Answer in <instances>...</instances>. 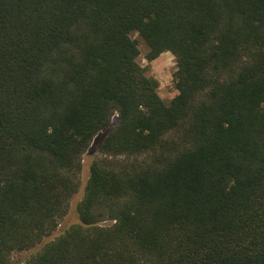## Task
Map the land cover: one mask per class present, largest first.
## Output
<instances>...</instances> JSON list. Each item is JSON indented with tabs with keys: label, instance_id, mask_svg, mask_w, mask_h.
<instances>
[{
	"label": "trees",
	"instance_id": "1",
	"mask_svg": "<svg viewBox=\"0 0 264 264\" xmlns=\"http://www.w3.org/2000/svg\"><path fill=\"white\" fill-rule=\"evenodd\" d=\"M176 58L177 94L138 58ZM93 160L79 222L55 240ZM264 264V0H0V264Z\"/></svg>",
	"mask_w": 264,
	"mask_h": 264
},
{
	"label": "rangeland",
	"instance_id": "2",
	"mask_svg": "<svg viewBox=\"0 0 264 264\" xmlns=\"http://www.w3.org/2000/svg\"><path fill=\"white\" fill-rule=\"evenodd\" d=\"M133 37L138 40L141 54L138 58V62L147 69L149 76L156 78L159 81V94L165 102H170L171 99L177 94L174 87V72L176 69V58L170 53L166 52L160 55L156 60L149 62L146 60L145 55L147 53V46L139 38L137 34ZM98 143L95 142L90 149L82 157V167L79 174V189L73 196L69 205L68 215L61 221L57 230L49 237H47L43 243L55 240L62 234V232L72 224L78 223L79 218L77 214V205L84 196L86 184L90 178L91 165L94 159L99 156ZM37 249L25 252L14 253L11 258V264H25Z\"/></svg>",
	"mask_w": 264,
	"mask_h": 264
}]
</instances>
